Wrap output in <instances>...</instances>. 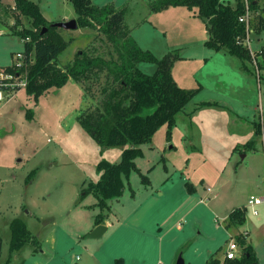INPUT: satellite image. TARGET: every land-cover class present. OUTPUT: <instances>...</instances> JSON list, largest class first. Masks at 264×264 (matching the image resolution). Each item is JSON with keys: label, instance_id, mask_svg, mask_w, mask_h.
<instances>
[{"label": "rangeland", "instance_id": "374dc122", "mask_svg": "<svg viewBox=\"0 0 264 264\" xmlns=\"http://www.w3.org/2000/svg\"><path fill=\"white\" fill-rule=\"evenodd\" d=\"M31 1L50 21L68 15L72 16L68 21L78 18L69 0ZM226 1L237 4V0ZM153 3L93 0L98 7L126 9V25L139 46L158 59L168 54L180 57L174 66L175 80L184 89L201 87L200 92L178 115L170 136L164 125L142 146L143 156L136 160L141 173L134 172L123 196L109 203L114 212L109 218L112 227L97 238L90 236L89 228L101 210L96 207L97 199L84 197L83 190L100 180L97 164L101 160L119 163L122 150H101L78 118L100 104L105 76L99 82L85 83L90 91L80 85L83 94L69 83L50 89L38 101L26 90L8 101L7 108L0 110L3 264L10 257V224L18 217L27 224L33 240L17 252L13 264H179L180 259L186 264H208L203 257L208 247L199 255L193 254L195 246L202 249L223 241L222 234L227 233L224 214L241 207L252 194L264 196V69L259 55L264 29L252 34L251 75L242 70L236 57L225 52L215 59L208 55L202 44L204 22L194 16L197 10L171 7L154 13ZM263 7L264 0H259L258 14ZM23 21L28 27V21ZM61 34L69 42L59 58L62 67L82 50L106 59L111 53L116 56L113 45L99 31L63 29ZM23 49L17 37H0V66L10 65L11 53ZM139 69L153 75L157 66L142 63ZM203 102L216 105L203 107ZM258 124L262 132L256 135ZM142 175L148 177L149 185H144ZM188 183L199 193L189 192ZM208 187L218 197L199 206ZM260 209L263 215L264 206ZM184 211L185 218L180 216ZM137 219L144 223L141 227L149 240L133 239L129 234L128 225ZM180 222L183 227L177 225ZM249 226L254 232L257 264H264V226L254 221ZM235 228L228 229L234 232ZM239 236L247 239L246 234L232 238L237 241Z\"/></svg>", "mask_w": 264, "mask_h": 264}, {"label": "trees", "instance_id": "16d2710c", "mask_svg": "<svg viewBox=\"0 0 264 264\" xmlns=\"http://www.w3.org/2000/svg\"><path fill=\"white\" fill-rule=\"evenodd\" d=\"M69 1L78 15L76 20L79 29L99 31L106 42L113 45L116 56L111 53L110 59H106L82 50L71 63L62 67L59 58L69 46V42L61 34L63 29L53 27L40 6L31 0H16L19 11L29 23L17 35L31 38V42L24 48L28 52L34 51L36 60L27 68L26 93L36 101L50 89L63 88L70 80L90 91L85 83L99 82L105 76L100 104L78 118L83 130L101 150H122L119 163L101 160L97 164L100 180L90 183L83 190L84 197L93 195L97 199L96 207L101 213L95 224L102 225L111 213L109 203L123 196L126 183L134 172L141 173L136 160L143 156L142 146L151 142L164 125H168L170 136L178 115L198 95L201 87L184 89L179 86L173 76V68L180 57L168 54L163 59H158L152 52L139 46L126 25V9L118 10L113 5L98 7L93 4V0ZM248 5L254 14V29L261 32L264 29V7L261 9L262 15L258 14L259 0H248ZM171 7L197 9L198 17L206 24L208 33L205 47L238 58L242 63V70L254 74L249 66L253 61L252 55L249 48L243 45L247 36L246 26L239 21L246 12L245 0H237L236 6L226 0H155L152 11L160 13ZM18 23L23 24L22 21ZM45 29L47 30L43 32ZM259 55L263 59L261 69H264V48ZM142 63L156 65V72L153 75L145 74L139 69ZM201 105L206 107L216 104L203 102ZM256 127V135H259L262 127L260 124ZM142 181L144 185L150 184L146 176H143ZM192 188L188 183L191 193ZM228 221L227 229L231 226H243L246 223V210L235 209L229 214ZM10 228L12 256L31 243L33 236L20 217L11 221ZM237 243L242 248L241 259L222 263L215 254L208 264H257L256 253L247 239L239 236ZM2 254L3 239L0 236V264Z\"/></svg>", "mask_w": 264, "mask_h": 264}, {"label": "built area", "instance_id": "2783aa9c", "mask_svg": "<svg viewBox=\"0 0 264 264\" xmlns=\"http://www.w3.org/2000/svg\"><path fill=\"white\" fill-rule=\"evenodd\" d=\"M155 1V0H154ZM24 17L19 11L16 0H0V37L15 36L25 46L31 42L30 37L22 38L17 32L24 30ZM244 23L247 30V36L243 40V45L247 48L251 47L252 34L254 29V14L250 10L248 0L246 1V12L239 20ZM35 52H28L25 48L22 51L11 53V64L5 67L0 66V107L15 98V96L27 87V68L35 63ZM213 194L212 188L207 189ZM208 200V199H207ZM205 202L202 200L201 203ZM264 205V196H252L248 200L246 211L253 216H259V208ZM242 258V248L235 239H231L225 252V260H236Z\"/></svg>", "mask_w": 264, "mask_h": 264}, {"label": "crops", "instance_id": "0c3cea01", "mask_svg": "<svg viewBox=\"0 0 264 264\" xmlns=\"http://www.w3.org/2000/svg\"><path fill=\"white\" fill-rule=\"evenodd\" d=\"M232 6H236L235 4H232ZM195 10H197V9H194L193 11H195ZM196 13H195V17L196 16H198V10L197 11H195ZM44 15V14H43ZM45 16V15H44ZM70 16L68 15V16H60V18H58L57 20H55V21H58V22H60V21H62V22H64V21H68L69 19H71V17L69 18ZM45 18L49 21V22H52V23H55V21H50L46 16H45ZM76 20V19H75ZM204 24V31H203V35H202V44H203V46L205 47V42L208 40V33H207V30H206V24L205 23H203ZM79 30V29H78ZM208 49V48H207ZM209 51H208V55H210L212 58H216V56H219L220 54H222V52H216V51H214V50H210V49H208ZM186 57H183L182 59H185ZM206 59V58H205ZM210 59L211 58H208V59H206V60H209L210 61ZM208 61V62H209ZM207 62V63H208ZM173 72H174V68H173ZM173 76H174V74H173ZM72 82H74L73 80H70L69 82H68V84L70 83V84H74V86H72L71 85V88H74V89H76V90H78V88H80V93L81 94H83V90H82V87L79 85V84H77L76 82H74V83H72ZM9 105V102L8 103H5V104H3L1 107H0V110H5L6 108H7V106ZM87 134V133H86ZM0 175H1V172H0ZM1 183H3V179L1 178L0 179V184ZM193 188V192H195V194H197V193H199V189H197L196 187H194V186H192ZM208 188H212V187H208ZM207 188V189H208ZM206 189V190H207ZM212 190H213V194H211V193H209L208 192V190H207V195H204V196H201L200 198H199V200H198V204H199V206H201V205H207V203L209 202V201H211L213 198H217L218 197V194L216 193V192H214L215 190H214V188H212ZM160 192V195L161 196H164V192L162 191V190H160L159 191ZM252 196H254V194H252L251 196H249L248 197V199H247V201L244 203V204H242V206L241 207H239V208H246V206H247V203H248V200L250 199V197H252ZM260 196V195H259ZM133 197H135V193L133 194ZM208 199V200H207ZM202 200H205V202H203V203H201V201ZM111 206V205H110ZM264 206V205H263ZM263 206H261V207H263ZM208 207V206H207ZM260 207V208H261ZM209 208V207H208ZM215 208H217V205H215ZM231 208V207H230ZM229 208V209H230ZM259 208V210H261ZM195 208H193V209H190L191 211V213H194V210ZM210 209V208H209ZM212 210V209H211ZM247 212L248 211H246V223L243 225V226H240V227H236L235 228V231L234 232H231L229 229H227L226 228V225L228 224L227 223V221H228V218H229V213H227V214H224V216L222 217V219H223V221H224V223L226 222V225L224 224L223 226L225 227V229H224V231L225 232H227L226 234H222L223 236L222 237H224V240L223 241H219L216 245L215 244H213V245H215L214 247H213V245H212V243H209L208 245H211L213 248L212 249H214V250H210V247L211 246H207V245H203V248L201 249L200 248V246H195V248H194V250H193V254H201L202 253V250L204 249V248H206V247H208L207 248V251H206V253L205 254H203V257H205V260L208 262L209 261V259L213 256V255H215L216 254V256H217V258L218 259H220L221 261H223V259H224V256H225V252H226V250H227V248H228V244H229V242H230V240L232 239V237L233 236H235L236 234H246L247 235V241H248V243L249 244H251L252 246H253V249H254V251H255V253H256V257H257V261L259 260V256H258V254H257V247H256V244H255V240H254V232H253V229L249 226V221H254L256 224H263V226H264V212H263V215H261V212H260V215L257 217V216H253L251 213H250V215H249V217H251L250 219H249V217H248V215H247ZM113 209H112V206H111V213L107 216V218H106V221H105V223L104 224H102V225H104V226H106L107 227V231L109 230V228L110 227H112V223L110 222V220H109V218H110V216H112L113 215ZM185 211L184 212H180V216H182L183 218H185ZM217 217H218V215H217ZM183 218H181V219H183ZM160 221V220H159ZM159 221H157V222H159ZM182 221V220H181ZM184 223H186V220H184ZM181 225L182 227H183V223H178L177 225ZM144 225V223H142L141 222V219H137V220H135L133 223H131L130 225H128L129 226V228H130V235L133 237V239H137V237H140V238H142V239H144V240H146V239H148L149 240V238L150 237H148V236H145V233H146V231H144V229L141 227V226H143ZM99 225H96V224H93L92 226H91V228H89L90 230V232H92V231H94V229L96 228V227H98ZM218 228V227H217ZM161 229V228H160ZM181 230H183V228L182 229H180L179 231L181 232ZM107 231L105 232V233H107ZM104 233V234H105ZM103 234V235H104ZM102 235V236H103ZM130 235H129V237H130ZM0 236L2 237V239H3V254H2V260H1V263L3 264V256H4V247H5V244H6V242H5V240H4V238H3V236H2V234L0 233ZM130 239H131V237H130ZM147 241V240H146ZM11 242V241H10ZM259 245V244H258ZM43 253H45V252H43ZM16 254H17V252L15 253V254H13L12 256H10L9 257V259L7 258L6 260H5V262H4V264H13V262H14V259H15V256H16ZM133 254H135V249L133 250ZM14 257V258H13ZM13 258V259H12ZM12 261V262H11ZM184 263L186 264V261L184 260ZM91 264V263H90ZM96 264H101L100 262H98V263H96ZM160 264H162V263H160Z\"/></svg>", "mask_w": 264, "mask_h": 264}, {"label": "water", "instance_id": "95a60500", "mask_svg": "<svg viewBox=\"0 0 264 264\" xmlns=\"http://www.w3.org/2000/svg\"><path fill=\"white\" fill-rule=\"evenodd\" d=\"M55 28H59V29H65V30H73L76 31L79 29V25L77 20H70V21H64V22H58V23H54L52 25ZM47 29H45L43 32H45ZM107 231V227L104 225H99L98 227H96L94 229V231L91 232L90 236L92 238H97L102 236L105 232ZM179 264H185L184 261L182 259H180V263Z\"/></svg>", "mask_w": 264, "mask_h": 264}]
</instances>
